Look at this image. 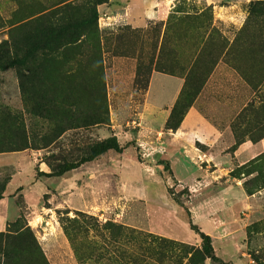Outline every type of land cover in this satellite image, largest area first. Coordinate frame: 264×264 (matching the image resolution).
Wrapping results in <instances>:
<instances>
[{
    "label": "rangeland",
    "instance_id": "obj_1",
    "mask_svg": "<svg viewBox=\"0 0 264 264\" xmlns=\"http://www.w3.org/2000/svg\"><path fill=\"white\" fill-rule=\"evenodd\" d=\"M130 1L0 0V110L18 115L30 133L50 136L51 124L28 113L33 102L26 103L23 92L31 89L52 99L50 105L67 96L72 109L105 118L67 131L45 149L0 153V190L18 169L23 184L0 208V264H215L194 256L200 234L209 236L223 264H264V150L248 151L264 139V0H168L170 14L140 29L112 18L111 2ZM93 10L96 33L49 63L41 60L33 85L19 79L16 68L2 69L13 58L10 38L38 46L46 41L43 14L81 20ZM152 71L184 79L176 123L211 78L199 108L205 123L221 131L230 120L232 145L222 151L224 160L198 142V156L169 159L157 126L137 141L145 126L137 105ZM111 136L121 154L107 151L81 165L89 174L80 182L99 178V185L65 195L54 189L59 181L40 175L50 171L47 158L75 159L81 144ZM149 137L152 142L143 140Z\"/></svg>",
    "mask_w": 264,
    "mask_h": 264
},
{
    "label": "trees",
    "instance_id": "obj_2",
    "mask_svg": "<svg viewBox=\"0 0 264 264\" xmlns=\"http://www.w3.org/2000/svg\"><path fill=\"white\" fill-rule=\"evenodd\" d=\"M55 19L53 14H43L40 19L43 24L42 28H40L41 36L46 39L41 46L33 45V43H15L10 38V48L13 47V58L8 60L2 69L16 68L19 71V79L21 77L26 78L25 80L29 81L28 83H30L29 79H31V84L33 85L35 78H37L36 72H40L41 60L45 64L49 63L53 55H57L68 46L76 45L77 43L81 44L87 33L95 34L97 31L98 14L95 10L91 12L90 16H84L81 20L67 19L65 21L60 19L55 21ZM7 43H2V47L5 46L7 48ZM18 53H21L19 58L16 57ZM38 54H40V61H35ZM27 92L28 94L23 92L25 102H33V106L28 110V113L51 124L50 136L30 133L26 126L19 121L18 115H13L10 111L0 110V121L2 120L4 125H6L5 129L0 127V153L19 152L27 149H45L55 144L67 131L89 128L105 121V118H98L94 112L86 115L79 110L72 109V105L68 104L67 96L62 99L60 104L57 105L51 102L50 105L52 99H48L44 95H37L31 89ZM178 102L179 98L166 122V128L173 131L182 122V120H179V123H176L174 118ZM11 122L16 124H11ZM81 145V150H73L74 153L75 151L79 153L75 159L73 158L74 155L47 158L45 164L50 171L48 174L40 173V175L46 178L61 177L65 173L95 160L107 151H113L117 154L123 152V148L118 145L114 136ZM4 189L5 187L0 190V199ZM200 238L202 245L200 249L194 250V256L201 260L210 259L215 264H223L214 255L209 236L200 234Z\"/></svg>",
    "mask_w": 264,
    "mask_h": 264
},
{
    "label": "crops",
    "instance_id": "obj_3",
    "mask_svg": "<svg viewBox=\"0 0 264 264\" xmlns=\"http://www.w3.org/2000/svg\"><path fill=\"white\" fill-rule=\"evenodd\" d=\"M168 0H156L154 6L151 8V0H131L130 3L126 6L118 5L116 2L110 3V11L112 12V18L119 21H125V25L131 26L133 29L144 28L151 21H162L165 17L170 14V7L166 4ZM152 9V11H151ZM217 68H214L212 77L215 75ZM231 76V75H230ZM211 82V78L207 80L205 86L202 88L199 97L196 99L192 107L187 111L184 119L182 120L179 128L176 131L166 130L165 124L171 114V109L177 100V96L183 87L184 79L179 77L169 76L164 73L152 71L147 89L143 95L142 102L137 105V115L144 123L145 126L141 128L137 134L138 138L142 135H146L147 132L151 133L156 131L157 126L161 128L159 132L163 135L164 141L167 145L165 150V156L174 158L178 153H185L187 157H196L201 152L198 151L195 147L196 142L203 143L207 145L208 149H213L214 153L211 154L213 159H225V155L222 154L224 149H227L232 145V137L230 131V120H227L228 125L224 127L221 131L216 124H206L204 119L205 116L201 113L200 103L207 93V88ZM203 95V98L202 96ZM210 127V128H209ZM204 128V129H203ZM209 129L208 132L205 131ZM198 132V136L196 135ZM207 132V133H206ZM221 136H224L226 144H223ZM135 139V138H134ZM153 138H145L144 141L147 143L152 142ZM246 145V143L240 146V150ZM264 150V139L255 146H251L248 151L250 156H253L258 151L257 149ZM20 170H15L12 173L10 179L5 185L2 198L0 199V208L3 207V203L6 202L14 193L17 195V191L23 186L21 184L22 178L19 177L21 173ZM85 171L84 166H81L75 170L65 173L61 177L47 178L46 181L55 179L58 182L57 186L54 189L58 193H66L72 191L85 192L86 184L99 185V178H85L81 179L82 174L88 175L89 173ZM123 169L121 170L122 173ZM40 173H47L45 169L41 170ZM39 182V181H38ZM40 183V182H39ZM94 184V185H96ZM119 186H125V182L119 181ZM13 186L12 190L10 188ZM24 190L19 191V194H22ZM75 196H73L74 198ZM24 199H26V194H24ZM78 201V200H77ZM87 197L79 198L78 205L83 206L86 204ZM70 207L71 205L68 204ZM75 207V205H72ZM4 228V227H3ZM2 231V228H0Z\"/></svg>",
    "mask_w": 264,
    "mask_h": 264
}]
</instances>
